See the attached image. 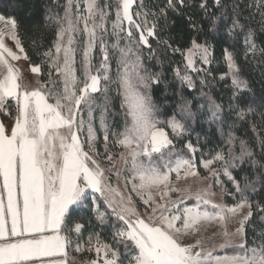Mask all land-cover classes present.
<instances>
[{"label": "snow or ice", "instance_id": "1", "mask_svg": "<svg viewBox=\"0 0 264 264\" xmlns=\"http://www.w3.org/2000/svg\"><path fill=\"white\" fill-rule=\"evenodd\" d=\"M260 2L264 5V0ZM81 3L84 4L83 12ZM133 3L134 0H116V18L112 24L116 42L111 48L119 52L132 47L141 51L142 45L148 44V37L154 36L158 27L155 13L149 20L148 12L137 11L135 15L139 20H134ZM179 3L183 5L184 0ZM216 4L220 5L221 0H216ZM104 7L106 9L108 4ZM200 7L206 5L202 3ZM167 8L175 10L174 0H167ZM159 15L164 16L165 9L161 8ZM107 16L108 13L100 9L98 0H66L63 16L51 17L57 25L55 39L47 51L37 53L41 59L31 67V73L35 74L32 76L22 75L20 68L13 63L22 58L24 61L30 59L22 46L18 21L0 15V115L12 114L10 118H14V125L0 123V264H67L66 249L75 244L79 252L84 243H87L89 252L96 254V259L89 260L88 264H123L119 253L102 242L98 233H89L87 241H83L84 225L74 222V208L71 212L69 209L73 204L87 207L85 201L89 198L99 224L107 225L110 216L115 218L113 239L124 243L126 249L128 242L134 245L136 254L131 256L129 264H264V232L258 234L259 243L255 238L250 243L247 238V226L254 211L264 213V204L250 199V195L258 191L256 185L264 173L257 172L255 179H249L247 174L238 179L232 171L246 161L253 171L260 164L244 140H240V151L236 154L235 137L230 136L228 143L232 146L228 148L227 156L217 152L212 159H205L203 167L207 175L200 176L196 171L195 155L191 159L179 155L165 131L167 126L180 137L187 132L186 125L175 116L167 120L159 118L150 138L136 146L146 155L153 158L158 154L162 159L158 186L154 191L146 192L138 189L135 176L126 170L128 145L120 138L121 133L112 132L111 136L116 137V144L124 151L119 153V159L111 154L109 126L101 114L99 125L109 162V167L102 166L104 154L97 152V134L92 120L95 94H102L107 105L110 102L109 84L115 83L110 75L106 39L101 35ZM125 21L127 28L123 26ZM243 27L233 20L232 28ZM133 29L140 31L138 40ZM81 31L86 37L82 80L76 68V37ZM254 35L251 29L245 35L247 51L253 53L257 50L252 40ZM121 39L125 41L123 46ZM7 40L14 42L19 54L6 43ZM97 41L103 54L99 67L92 64L91 56ZM157 43L171 47L165 39ZM210 47L193 39L185 57V68L207 72L194 67L193 56L198 55L204 64L212 63ZM171 50L180 51L178 48ZM225 59L232 75V86L247 88L246 82L237 74L233 54L227 52ZM120 71L121 64L117 59L116 75ZM151 76L150 87L153 81L159 82L160 73L151 72ZM176 76L188 88H195L191 76L181 75L179 70ZM209 100L212 116L217 117L221 105L211 97ZM84 109L87 110V120L82 117ZM182 112L186 117L192 115L187 107H182ZM240 115L243 117V113ZM261 117L264 119V113ZM85 126L87 151L80 135ZM253 130L256 131L255 126ZM257 143L264 152V138L258 137ZM185 147L193 154L198 151L191 142ZM214 162H220L221 167H211ZM113 172L117 180L123 182L125 190L130 184L131 190L148 205L143 214L137 210L130 195H125L109 182L108 174ZM221 172L231 183L233 191L225 187ZM172 173H175L176 182L170 179ZM189 178L198 183H188ZM213 181L219 186L220 202L215 200L217 193L213 190ZM170 192L177 194L175 199ZM156 195H159L160 202L155 199ZM224 196H231L234 204L229 206L223 202ZM100 201H103L104 208H101ZM260 219L264 220V215ZM116 222L121 226L117 227ZM233 225L234 230H230ZM209 226H218V230L205 235ZM217 237L221 242H215ZM218 251L223 254H216Z\"/></svg>", "mask_w": 264, "mask_h": 264}, {"label": "trees", "instance_id": "2", "mask_svg": "<svg viewBox=\"0 0 264 264\" xmlns=\"http://www.w3.org/2000/svg\"><path fill=\"white\" fill-rule=\"evenodd\" d=\"M174 2L175 10L167 8V0H142V8L141 0H134L131 9L133 19L137 21L139 20V17L135 15L137 11L148 12L149 20L153 19V13L158 17L156 34L148 37L147 45H142L141 55L148 70L152 73H160L159 82L153 81V86L150 87L151 94L160 108L159 118L167 120L175 116L186 125L187 132L180 137L175 136L167 126L165 131L173 140L179 155L187 159L195 155L196 169L200 172H203L202 163L205 159H212L217 152H223L227 156L228 148L232 146L228 143L230 136L235 137L236 154L240 151V140H244L260 164L256 171H253L251 164L246 161L232 171L238 179L245 174L249 179H255L257 172L264 173V167H261L264 165V152L257 143L258 137L264 138V119L261 117V113H264V5L260 0H221L220 5L216 4V0H184L183 5L179 3V0ZM106 3L108 7L105 9ZM202 3L206 5L205 8L200 7ZM65 4L66 0H0V15L15 18L18 21L22 46L30 62L38 63L41 56L37 53H43L52 46L57 25L51 17L63 16ZM98 4L101 10L108 13L103 35L110 53V75L114 79L119 56L118 50L111 48V45L116 42L112 34L116 0H98ZM161 8L165 9L164 16L159 15ZM46 17L49 19L46 20ZM234 19L244 26L243 29L232 28ZM230 28L231 32H229ZM249 29L255 33L252 38L257 45L255 53L247 51L245 44V35ZM133 31L138 40L140 31L135 29ZM161 39L167 40L171 47L158 44L157 41ZM193 39L199 44L211 46L212 63L204 64L198 60L195 65L196 68L206 69L207 72H194L192 69L185 68L187 64L185 51L192 46ZM124 43L125 41L121 39V46ZM172 48H178L180 51L173 52ZM96 52L95 58L98 61L100 52L98 49ZM227 52L233 54L237 74L246 82L247 88L235 89L232 86V75L225 59ZM79 64L77 60L78 77H80ZM177 70L181 75L191 76L195 88H188L187 84H182L176 76ZM41 76L44 79L43 73ZM201 78L204 79L203 84H201ZM103 83L102 81V85ZM234 93L235 99H233ZM95 96L96 105L93 106L92 124L98 132V138L102 141L103 131L99 125V117L103 114L109 126L110 137L116 141V137L111 136V133H121L123 130V109L120 105L118 86L115 83L109 84L110 102L107 105L102 94L97 93ZM209 97L221 105L217 113L218 118L212 116ZM182 107H187L192 115L186 117ZM82 117L87 120L86 109L82 111ZM253 126L256 131L253 130ZM189 142L198 149L195 154L185 147ZM152 159L156 166L162 165V159L158 154ZM213 165H217V169L221 167L220 162H214ZM220 178L230 191L234 190L222 172ZM256 187L258 191L251 194L250 199L264 204V176ZM85 204L87 207L73 209L74 222L84 225L83 240L87 241L89 233H98L102 242L109 244L119 253L123 264H129V259L136 254V250L131 242H128L126 249L124 243L113 239L115 229L112 225L115 218L110 216L109 223L101 225L92 211L91 200L88 199ZM100 205L101 208L105 207L103 201H100ZM261 215L264 213L254 211L253 218L247 226V238L250 243L254 238L259 243L258 234L264 232V220L260 219ZM116 226L120 227V222H116Z\"/></svg>", "mask_w": 264, "mask_h": 264}, {"label": "clouds", "instance_id": "3", "mask_svg": "<svg viewBox=\"0 0 264 264\" xmlns=\"http://www.w3.org/2000/svg\"><path fill=\"white\" fill-rule=\"evenodd\" d=\"M118 53L121 71L114 79L123 109L121 134L128 145L126 170L135 176L138 189L154 191L161 171L151 156L136 147L150 138L159 119L160 108L150 91L151 71L145 67L138 48H126Z\"/></svg>", "mask_w": 264, "mask_h": 264}, {"label": "rangeland", "instance_id": "4", "mask_svg": "<svg viewBox=\"0 0 264 264\" xmlns=\"http://www.w3.org/2000/svg\"><path fill=\"white\" fill-rule=\"evenodd\" d=\"M80 8H81V11L83 12L84 11V4L81 3L80 5ZM73 11L75 12V6L73 8ZM84 14H86V12H84ZM116 18V12H115V16H114V19ZM97 19H99V17L97 16ZM107 20H108V16H107V19L105 21V27H104V31H105V28H106V23H107ZM113 24V22H112ZM125 28L128 27L127 25V22L125 21L124 22V25H123ZM80 27L82 28L83 25L81 24ZM103 31V32H104ZM101 32V35H103L104 33ZM77 54H76V58L77 60L79 61V69H80V77H81V80L83 79V70H82V57H83V48H84V42L86 40V37L84 35V33L81 31L78 35H77ZM6 43H8V45L10 47L13 48L14 51H16L18 54H19V50L15 48V45H14V42H12L11 40H7ZM107 44V43H106ZM192 47V46H191ZM190 47V48H191ZM189 48V49H190ZM97 49L99 50L100 52V48H99V41H97L96 43V47L93 48L92 50V53H91V56H92V64L95 66V67H99V63L101 60H103V54L100 52V60L97 61V59L95 58L97 56ZM187 49L185 51V57L188 55V50ZM186 60V59H185ZM193 60H194V67L196 65V63L198 62V60H200L199 56L198 55H195L193 56ZM14 64H16V66L18 68H20L21 70V74L22 75H32L34 76L35 74H32L31 73V67L34 66V63L30 62V61H24L23 58L19 61H14L13 62ZM186 63H187V60H186ZM77 68V67H76ZM93 74H96L95 73V69H93ZM41 82L43 83L44 82V79H41ZM82 86V85H81ZM12 114H9V116H4V115H0V123H4L6 126L7 125H14V118H10ZM86 120V119H85ZM97 134V140H96V149H97V152L98 153H103V157L101 158V163H102V166L107 168L109 167V162L107 161L106 157H107V153H104V140H103V135H102V141L98 138V132H96ZM81 135V139L83 141V145H84V149L85 151H87V140H88V137H87V126H85L84 128V131L80 134ZM170 138V137H169ZM109 150L111 152V154L116 158V159H119V153L124 151L123 147L116 144L115 141L112 140V138L110 137V141H109ZM203 165V163H202ZM203 167V166H202ZM211 167H214L216 168L217 165H212ZM198 175L200 176H204V175H207V170L202 169L203 172H200L196 169ZM125 174H127V172L125 171ZM109 182L113 184L114 187H118L122 193H124L125 195H130L133 199V201L135 202L136 204V207H137V210L141 212V214L144 213L145 209L148 208V205H145L143 203V201L140 199L139 196L136 195L135 192H133L131 190V185L129 184L128 187H127V190H125L124 188V184L122 181H118L114 172L113 173H109ZM170 179L173 181V182H176L175 181V173H172L171 174V177ZM181 184H183L184 182L181 181L180 182ZM188 183H192L193 185H195L196 183H198L195 179L193 178H189L188 180ZM226 187V186H225ZM213 190L216 191L217 195L215 197V200L217 202H220L221 201V194H220V189H219V186L218 185H215L214 181H213ZM169 195L175 199L177 194L176 193H169ZM232 197L231 196H224L223 197V202L227 203L229 206L233 205L234 204V201L233 199H231ZM90 199V198H89ZM155 199L160 202V197L159 195H156L155 196ZM91 200V199H90ZM76 205L73 204L70 206V209L72 208H75ZM81 207V206H79ZM69 209V210H70ZM218 230V226H209L208 230L205 232V235H210L213 231H216ZM230 230H234V225L233 226H230ZM85 241V240H83ZM95 241V240H94ZM216 243H219L221 242L220 240V237H217L216 238ZM115 250V249H114ZM231 251V250H229ZM66 252L68 253V258L70 260L69 264H88V261L89 260H92V259H96V254L94 251H91L89 252L88 251V245L87 243H84L83 245V249L79 252L76 251V247H75V244H73L72 246H70L69 248L66 249ZM216 254H223L222 252H217Z\"/></svg>", "mask_w": 264, "mask_h": 264}, {"label": "crops", "instance_id": "5", "mask_svg": "<svg viewBox=\"0 0 264 264\" xmlns=\"http://www.w3.org/2000/svg\"><path fill=\"white\" fill-rule=\"evenodd\" d=\"M68 261L70 262L69 258H68ZM67 261V264H69V262Z\"/></svg>", "mask_w": 264, "mask_h": 264}]
</instances>
